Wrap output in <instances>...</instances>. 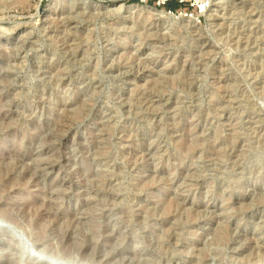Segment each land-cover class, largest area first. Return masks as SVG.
<instances>
[{"label":"rangeland","instance_id":"obj_1","mask_svg":"<svg viewBox=\"0 0 264 264\" xmlns=\"http://www.w3.org/2000/svg\"><path fill=\"white\" fill-rule=\"evenodd\" d=\"M95 1L0 0V264H264V0Z\"/></svg>","mask_w":264,"mask_h":264},{"label":"bare ground","instance_id":"obj_2","mask_svg":"<svg viewBox=\"0 0 264 264\" xmlns=\"http://www.w3.org/2000/svg\"><path fill=\"white\" fill-rule=\"evenodd\" d=\"M198 2H199V4L202 5L203 9L206 10L207 14L209 13L208 11H210V10L213 11L214 10V6L216 4L215 3L216 2L215 0L214 1H212V0H203V1L202 0H199ZM40 15L41 16L44 15V13H43V11L41 9L39 10V15L38 16H40Z\"/></svg>","mask_w":264,"mask_h":264},{"label":"built area","instance_id":"obj_3","mask_svg":"<svg viewBox=\"0 0 264 264\" xmlns=\"http://www.w3.org/2000/svg\"><path fill=\"white\" fill-rule=\"evenodd\" d=\"M197 5H198V8H199V12H200L201 14L204 13V12H206V10L203 9L202 5L199 4V2H197ZM199 15H200V14H199ZM199 20H200V19H199Z\"/></svg>","mask_w":264,"mask_h":264},{"label":"trees","instance_id":"obj_4","mask_svg":"<svg viewBox=\"0 0 264 264\" xmlns=\"http://www.w3.org/2000/svg\"><path fill=\"white\" fill-rule=\"evenodd\" d=\"M169 6L175 8L176 5H173L172 3H168Z\"/></svg>","mask_w":264,"mask_h":264},{"label":"water","instance_id":"obj_5","mask_svg":"<svg viewBox=\"0 0 264 264\" xmlns=\"http://www.w3.org/2000/svg\"><path fill=\"white\" fill-rule=\"evenodd\" d=\"M88 1H90L92 4H95L96 3L95 0H88Z\"/></svg>","mask_w":264,"mask_h":264}]
</instances>
